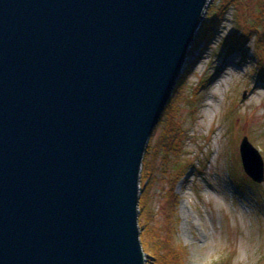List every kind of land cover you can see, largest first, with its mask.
Listing matches in <instances>:
<instances>
[{"label": "water", "instance_id": "obj_1", "mask_svg": "<svg viewBox=\"0 0 264 264\" xmlns=\"http://www.w3.org/2000/svg\"><path fill=\"white\" fill-rule=\"evenodd\" d=\"M208 1L0 0V264H144L143 155Z\"/></svg>", "mask_w": 264, "mask_h": 264}, {"label": "rangeland", "instance_id": "obj_2", "mask_svg": "<svg viewBox=\"0 0 264 264\" xmlns=\"http://www.w3.org/2000/svg\"><path fill=\"white\" fill-rule=\"evenodd\" d=\"M221 2L208 1L188 50L190 60L143 155L151 159L148 154L155 151L164 113L172 104L180 146L168 164L163 161L165 148L157 149L155 181L139 179L137 225L144 264H161L145 243L148 226L153 229L150 243L156 240L162 255L171 247L179 249L178 264H264V180L256 184L244 174L239 153L246 137L264 164V63L258 57L262 50L254 37L237 49L226 43L258 23L261 3L245 0L240 7H229L211 38L202 39ZM260 25L257 30L264 37ZM176 178V223L171 230L166 227V195ZM141 206L154 213L151 222L146 214L141 216Z\"/></svg>", "mask_w": 264, "mask_h": 264}, {"label": "trees", "instance_id": "obj_3", "mask_svg": "<svg viewBox=\"0 0 264 264\" xmlns=\"http://www.w3.org/2000/svg\"><path fill=\"white\" fill-rule=\"evenodd\" d=\"M243 1L245 0H222L221 2V7L218 10V13H216L214 15V17L212 18L211 22L209 25H207L204 29V35L202 37V39H210L211 35L214 31V28L216 25L219 26L220 23V17L224 14V12H226V10L231 7V6H237L240 7L243 3ZM257 2L260 4L261 3V7H260V14L258 18V23H256V25H252L249 27V29L245 28V32H243L244 34L242 35V33H236L235 35H232L230 38H228L226 40L227 45L231 48L234 49L237 47H242V44L245 45L246 42H250V40L252 39V37L255 38V44L257 46H259L261 48V55L258 56L257 52H256V47H255V54L259 57V60L261 59L262 63H264V37L261 35V33L257 30V28H259V26L261 27L260 24L264 25V0H257ZM263 19V21H262ZM214 25V27H213ZM240 25V24H239ZM241 27V26H240ZM244 30V29H242ZM242 32V31H241ZM257 42V43H256ZM231 51V50H230ZM229 51V52H230ZM258 60V61H259ZM257 61V59H256ZM264 79V78H263ZM174 107L172 104L168 107L167 112L165 111L164 113V117L162 120V133H161V137L159 139V142L156 144V148L155 151L152 152L150 151L151 149H148L149 154L148 156H151V159H143L142 161V172H141V181H145L152 183L153 181H155V176H156V170H157V166H156V160H157V149L158 151L160 150L161 147L165 148V151H163L165 153L164 155V159L163 161H165V163H169L170 160V156H172L173 153H175L179 146H180V142L178 141V137H179V128L177 126V124L174 122ZM176 121V120H175ZM163 141V142H162ZM165 167V166H164ZM168 171V170H167ZM167 171H165V173H167ZM179 170H175V172H178ZM179 180V178H176V181H173L171 184V190L170 192L167 193L166 195V205H167V218H166V227L167 229L171 228V230L173 229V227L175 226V206L177 205V198L174 195L173 191L175 188V184L176 182ZM146 184V186H147ZM142 190V188L140 187V191ZM146 190V189H145ZM144 190V194L146 193V191ZM149 209H146V207L141 206V216L145 215L147 216V220L149 222L152 221V218L154 213L149 212ZM140 219V217H139ZM141 227V226H140ZM145 236H146V245L148 247V245H151V249H149L152 253H153V259L156 260L157 262L161 263V264H178L177 263V257L178 255H180V251L178 248H173L171 247L166 254L161 253L160 250V245L158 244V242L156 240H154L152 238V242L150 243V239L153 236V229L151 228V226H148L147 229L145 230Z\"/></svg>", "mask_w": 264, "mask_h": 264}, {"label": "bare ground", "instance_id": "obj_4", "mask_svg": "<svg viewBox=\"0 0 264 264\" xmlns=\"http://www.w3.org/2000/svg\"><path fill=\"white\" fill-rule=\"evenodd\" d=\"M189 49H190V46H189L188 50H189ZM187 60H188V51H187V54H186V56H185V59H184L183 65H182L181 72H182L183 68L185 67V63L187 62ZM189 60H190V57H189ZM189 60H188V61H189Z\"/></svg>", "mask_w": 264, "mask_h": 264}]
</instances>
